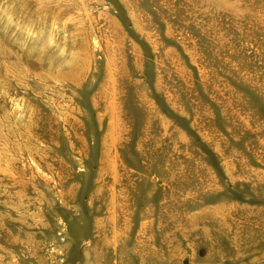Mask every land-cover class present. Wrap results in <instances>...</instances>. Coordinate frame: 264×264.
Returning a JSON list of instances; mask_svg holds the SVG:
<instances>
[{"label": "rangeland", "instance_id": "obj_1", "mask_svg": "<svg viewBox=\"0 0 264 264\" xmlns=\"http://www.w3.org/2000/svg\"><path fill=\"white\" fill-rule=\"evenodd\" d=\"M0 264H264V0H0Z\"/></svg>", "mask_w": 264, "mask_h": 264}]
</instances>
